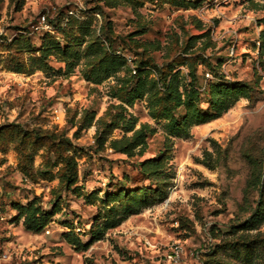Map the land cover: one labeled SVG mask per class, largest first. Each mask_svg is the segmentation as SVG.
I'll return each mask as SVG.
<instances>
[{
    "label": "rangeland",
    "instance_id": "rangeland-1",
    "mask_svg": "<svg viewBox=\"0 0 264 264\" xmlns=\"http://www.w3.org/2000/svg\"><path fill=\"white\" fill-rule=\"evenodd\" d=\"M4 47L0 264H264V0H0Z\"/></svg>",
    "mask_w": 264,
    "mask_h": 264
},
{
    "label": "trees",
    "instance_id": "trees-1",
    "mask_svg": "<svg viewBox=\"0 0 264 264\" xmlns=\"http://www.w3.org/2000/svg\"><path fill=\"white\" fill-rule=\"evenodd\" d=\"M48 23L53 27V31L54 34H49L48 32L42 33L41 35V43L38 47H35L34 45H32L31 41L29 40L28 37H25V42L28 45L27 48L29 51H31V54H35L38 53V57L40 56V50H42V42L46 40H50L51 42H53L55 44V47L57 49H60L61 52H66L67 51V47L69 46V44L67 42H64V36L66 31L68 30V23L69 20L66 19H61L60 21H58V19H56L55 21H50L48 20ZM1 52H8L7 48H1L0 49ZM34 58H36V56L33 55ZM3 64H4V68L8 71L14 72V73H18V74H26L29 75L31 73H33L35 70L32 68V65L29 66H21L19 64H8L7 62H4L3 60ZM66 67V65H64ZM64 67V69H65ZM135 71V70H134ZM225 90H228L227 87ZM169 98V102H173V105H171V109L172 107H179L180 106V101L178 98L175 99H171V95L167 94V97ZM186 100H187V96H186ZM186 100L184 102H186ZM209 118V117H206ZM169 122H170V126H176L178 123H183L182 119L180 122H178L175 118H173L172 116L169 118ZM6 126V125H5ZM4 126L1 125L0 126V142L2 140V130H3ZM138 134H140V132H138L134 137L133 140L136 139L138 137ZM175 134L178 135V131H175ZM133 146L138 145V142H134L132 143ZM124 150V149H123ZM125 151V150H124ZM153 164V161L150 160H145L144 162L141 163L143 167L142 170H145V166H150ZM73 181V179H70ZM141 188V187H140ZM139 187L137 189H135L134 191H132V193L128 194L126 193V191L122 190L120 192H117L115 194H112L111 196H115L114 198H116L119 201H123V202H130L133 203L134 200L136 198H138L141 195V190ZM109 195L106 194V197H108ZM34 201L29 202L27 205H25V207H18L17 212L18 215H21V211L24 213V218L22 221V225L24 227V229L26 231L32 232V233H38L40 232L50 221L51 216L53 215V210L51 211H44L39 204H36L35 200L36 198L33 199ZM129 200V201H128ZM20 210V211H19ZM130 213V211H126V215ZM253 216L256 217V214H254ZM251 217V220L248 222H253L254 219H256L255 217ZM125 218V215L123 217H121V220ZM121 220L118 221H112L111 223L108 224V227H113L115 226L118 222H120ZM93 224V223H92ZM89 229H91V226L89 227ZM100 232L94 233L93 230H90V240H98L101 235L103 234V232H101V234H99Z\"/></svg>",
    "mask_w": 264,
    "mask_h": 264
},
{
    "label": "built area",
    "instance_id": "built-area-1",
    "mask_svg": "<svg viewBox=\"0 0 264 264\" xmlns=\"http://www.w3.org/2000/svg\"><path fill=\"white\" fill-rule=\"evenodd\" d=\"M32 29L34 31H43L45 30V32H51V27H50V24L48 23V21H46V18L44 15H42L39 19H38V22L32 26ZM16 73H12V75H15ZM28 76V75H26ZM62 116L58 113L54 114L53 115V120L55 122H58L60 120H62ZM0 219H2V215H1V212H0ZM179 249L176 248L173 253H171L170 255H168V258L172 259L174 262L177 261L178 257H179ZM5 257V256H4Z\"/></svg>",
    "mask_w": 264,
    "mask_h": 264
},
{
    "label": "crops",
    "instance_id": "crops-1",
    "mask_svg": "<svg viewBox=\"0 0 264 264\" xmlns=\"http://www.w3.org/2000/svg\"><path fill=\"white\" fill-rule=\"evenodd\" d=\"M5 69V68H4ZM6 70V69H5ZM7 71V73H10V74H12V73H14V72H11V71H8V70H6ZM16 74H18V73H16Z\"/></svg>",
    "mask_w": 264,
    "mask_h": 264
}]
</instances>
